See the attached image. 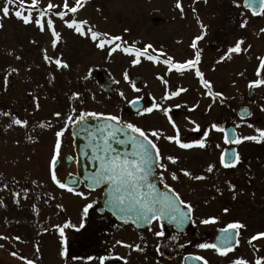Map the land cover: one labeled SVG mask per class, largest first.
Instances as JSON below:
<instances>
[{"label":"flooded vegetation","instance_id":"af4514ba","mask_svg":"<svg viewBox=\"0 0 264 264\" xmlns=\"http://www.w3.org/2000/svg\"><path fill=\"white\" fill-rule=\"evenodd\" d=\"M51 2L61 4L62 0ZM102 2L104 7L109 6L115 10L112 6L116 1L111 5L106 0ZM69 3L73 4L71 0ZM181 3L185 10L183 18L174 8V2L167 9V18L153 14V11L160 10L161 6L152 4L151 22L168 23L172 19L180 22L179 27H176L177 33H160L159 43L154 48L163 49L166 56H171L178 62L193 58L194 50L190 44L201 32L197 23L198 16L199 21L207 25L204 38L197 42L201 51L198 67L212 83V91H219L223 95L219 98L205 95V89L195 77L194 70L186 71L183 75L177 72L172 75L167 70L166 74L164 72L159 75L167 80V85L161 79H158L159 84L163 85L164 89L168 88L169 94L181 87L187 91L162 102L165 92L133 96L131 99L139 98L143 107L150 106L153 100L161 104V110H153L151 114L138 115V111L130 112L134 117L133 123L146 132L159 129L164 135H175V130L162 111L167 108L168 116H171L180 129L182 138L186 137V142L201 138L202 131L209 129L212 123L225 127L229 133L239 124L238 134L256 135L254 128L247 127V123L264 129V111H261V108H264V86L249 89L247 85L249 81L257 78V57L264 56V33L259 32L260 28H264V16L253 17L250 11L243 7V0H237L240 7L234 5L232 0H207L206 4L203 0H197L195 4L192 0H181ZM116 6L120 11L121 4L118 2ZM193 7L196 9L195 14L191 10ZM240 13L244 15L241 16ZM243 19H247L248 23L241 29L238 25ZM106 22L120 29L119 19L114 15ZM189 26L194 29L190 34ZM119 34L120 32L114 35ZM240 38L244 39L242 49L250 44V50L247 53L242 51L238 55L233 54L230 60L216 63L227 48L233 46ZM15 48H19L18 51H13L11 45L7 47L0 44V113H9V116L0 115V201L3 202L0 205V236L8 237L7 240L0 239V244L3 245L0 247V264H7V261L12 260L22 264L21 256L31 257L33 264H96L95 261L72 260L73 256L84 258L89 255H110L105 264H125L120 257H126L127 264H186L184 258L189 254L203 256L209 264H229L230 259L237 257L245 258L249 264H254L258 256H264V238L252 241L251 245L247 243L252 235L264 231V142L245 141L239 146L229 145L224 143L223 133L215 130L209 131L205 149L184 150L175 143L167 142L163 137L158 140L149 137L154 139L163 156L179 157L175 165L165 161L168 169L164 174V183H160L161 170L158 168H154L152 179L159 188H165L167 184L180 193L182 199L193 204L191 219L182 227L177 228L174 224L161 221L164 235L157 237L153 233L161 228L156 222H153L150 228L148 225L139 228L119 223L101 209L102 188L90 190L83 183H79L75 189L85 194L96 192L98 196L90 197L92 207L81 219V214L75 209V195L53 183L47 169L53 154L55 132L64 127L65 118L69 114H80L70 113V108H73L70 105L73 89L69 85L70 92L63 98L64 94L59 95V87H62L55 65L45 63V70L40 67L43 64H38L39 69L28 68L27 62L20 61L23 56L16 53L21 52L23 47ZM155 54L157 53L153 55ZM166 56H161L160 60ZM11 68L17 71L11 72ZM261 72L264 74V69H261ZM99 73L101 70H97L95 76ZM5 76L8 77L7 86L4 84ZM67 81L70 83L71 80L67 78ZM65 90L63 87L62 91ZM33 97H36L35 101ZM36 103L39 108H36ZM177 104L181 107L176 108ZM193 105L196 107L193 108ZM242 107L252 112L251 117L245 115L244 122H241L239 115ZM124 110L128 112V106H125ZM56 112H60L61 116H54ZM11 116L26 119L29 123L24 128L16 125L9 128L7 125ZM41 122H44V127L40 126ZM49 124L51 127L47 126ZM195 124L200 125V132L189 131ZM71 127L72 125H69L61 137L60 154L55 167L57 178L61 182H65L68 175H74L76 170ZM28 137L32 139L29 140ZM232 148L240 153L241 162L235 168L225 169L219 164V156L222 151ZM209 163L215 165L212 173L206 171ZM181 168L189 170L193 175H204L205 179L195 181L184 177L179 171ZM169 172H176L179 180H171ZM229 183L235 185L234 190H229ZM217 188L220 189L219 192ZM14 193L19 195L14 197ZM33 205L36 206L35 210ZM57 205L62 207L57 208ZM225 207L229 209L228 213L222 211ZM209 216L219 217L218 222L209 225L200 223V220ZM236 220L243 222L247 227L240 230V243L228 257H220L210 249L195 247L200 242H212L219 234L218 229ZM65 221H70L75 227L65 228L67 255L61 257L59 232L53 225L62 226ZM16 236L21 239H14ZM117 240L123 244L117 245ZM39 244L44 246L43 251L46 250L45 259L39 257L42 248H38ZM124 244H139L144 251L124 247ZM12 252L17 255H11ZM187 264L202 262L188 261Z\"/></svg>","mask_w":264,"mask_h":264},{"label":"snow or ice","instance_id":"6c2138e0","mask_svg":"<svg viewBox=\"0 0 264 264\" xmlns=\"http://www.w3.org/2000/svg\"><path fill=\"white\" fill-rule=\"evenodd\" d=\"M86 0H75L73 4L70 5L69 0H62L61 4H54L49 0L46 6L41 8L39 6V0H31L30 3L26 4V0H4V4L0 7V19L6 18H15L20 21L24 26L33 25L36 27L39 33L43 34L45 31L50 33V45L53 50H56L58 44L62 40L61 33L58 32L54 25V20L52 16L59 18L60 21L69 29L73 30L76 34L81 37L89 38L91 41L95 42L96 48L104 50L107 48V56L111 57L116 51L131 57V65H137L141 63V58L153 62V63H163L167 66L168 72L173 70L180 75H183L186 71L194 70V75L199 79V83L205 89L204 94L208 97L219 98L222 97V93L219 91H212V83L205 78L204 73L201 72L198 65L201 62V51L198 48L197 42L201 41L205 34L207 25L199 21L197 16V23L201 29L199 35H196L190 44V47L194 50V56L191 59H187L183 62L175 61L173 57L166 56L163 52V49L157 50L153 47L151 43L145 44L143 48L136 47V42L133 41L132 45L129 46L127 41H123L122 37L119 35H110L107 32H101L95 29V26H90L87 20H77L75 18L76 13L84 7ZM197 0H192V3L195 4ZM206 4L207 0H203ZM232 3L237 7H240L237 4V0H232ZM243 7L248 9L253 17L255 16H264V0H243ZM174 8L179 12L181 18L185 16V10L182 6L181 0H174ZM192 12L195 14L196 9L193 7ZM241 16L244 13H240ZM247 19H243L239 22V28L244 29L247 26ZM3 27V24L0 23V28ZM125 32L128 29H124ZM260 33H264V28L259 29ZM31 43H36L35 40ZM244 44V39H237L233 46L227 48V50L219 57V60L216 63H220L226 59H231L233 54H240L242 51L247 53L251 45L242 49ZM149 50H152L155 55L150 54ZM43 54L44 62L48 64H54L57 69H68L70 65L63 60L62 53L56 56H49L47 54V49L44 48L41 50ZM161 56H166L162 61L160 60ZM20 59V57H16ZM258 67L255 70L256 79L248 82V88H258L264 86V74H262L261 69H264V56L257 57ZM11 72H16L17 69L11 68ZM242 75V74H241ZM162 82L167 85V80H164L162 77H158ZM84 79H87L85 76ZM124 79L128 80V73L125 71ZM8 77H4V84L7 86ZM133 87H135L133 85ZM139 91V89H135ZM186 88H178L172 91L170 94L165 90L164 96L161 99L170 100L173 97L178 96L180 93L186 92ZM123 96V93H120ZM80 93L73 92L70 99L79 98ZM139 99V98H137ZM33 100H36V97H33ZM223 101H221L222 103ZM134 103V102H130ZM176 108H180L181 105H175ZM196 105H193L195 108ZM211 107V105H209ZM36 108H39V104L36 103ZM153 110H161V104L156 103L155 100L152 101L150 106L143 107L142 110H138V115L151 114ZM164 114L167 116L169 123L172 128L175 130V135H164L163 132L159 129H153L150 132H146L141 127H138L134 123L128 122L126 124L120 123V117L117 115L108 114L105 116L104 113L97 112H83L81 111L79 115L69 114L64 121V127L59 131L55 132V144L53 147V154L49 161V170L50 178L53 183H55L60 189H64L67 192L84 197L85 193L77 191L74 187L70 186L68 182H61L56 175L55 167L58 162V157L60 154L61 148V137L63 136L66 129L69 125H75L77 122L80 123V131L86 134V137L89 140L88 147L92 149V159L98 161V167L94 173L87 177V186L90 189L96 187L104 186L107 197V205L113 212V215H116L118 218L127 221H131L133 224L137 225H148L149 228L153 222H156L160 225L161 230L156 231L153 235L160 237L164 235L163 225L160 224L162 220H167L170 224H174L177 228L182 227V225L191 219V215L194 211L193 204L191 202L185 201L181 198L180 193L176 192L175 189H172L169 185H165V188H168V192H161L154 183L150 181V177L153 176V169H160V183H164V174L167 172L168 163L175 165L177 164L179 157L174 155L163 156L160 148L154 142V139L158 140L163 137L169 143H175L180 149L188 150L193 148L205 149L207 146V138L209 136L210 130H215L217 132L223 133V141L225 144L237 145L239 146L245 141H252L256 143L264 142V129L259 127H254L252 123H247V127L254 128L256 135H240L237 132V128L240 127L239 124H236L231 133L229 131L217 124L212 123L209 126V129L202 131L201 138L194 139L186 142V137L182 138L181 131L172 120L171 116H168L169 109H162ZM261 111H264V108H261ZM76 109L70 108V113H75ZM245 114L248 117L252 116V112L247 108L243 109L240 114L241 122H244ZM3 116H9L8 112L0 113ZM54 116L60 117L61 113L56 112ZM85 117H104L102 124L100 125H91L84 122ZM117 122V123H112ZM28 120L18 118L16 116H11L10 123L7 127L11 128L13 125L24 128L28 125ZM195 123V122H193ZM41 127H44V122H41ZM51 127V125H47ZM189 131L200 132L201 128L199 124H195V127L189 129ZM123 136L124 138H120ZM152 137L154 139H150ZM29 140L32 137H28ZM110 141H115L120 145L131 144V151H125L121 154L116 148L113 147ZM219 147V145H217ZM241 162L240 153L232 148L230 150L222 151L219 156V164L225 168H235ZM215 165L209 163L207 165L206 171L212 173ZM184 177H187L191 180L201 181L205 179L204 175H193L189 170L181 168L179 170ZM171 180L178 181L179 177L176 172H169ZM77 181L73 180V183ZM35 183V181H33ZM7 187V185H5ZM229 190H234L235 185L229 183ZM25 196L27 190L25 189ZM220 189L217 188V192ZM19 193H14L13 196H18ZM233 199H235V192L233 191ZM0 201V205H2ZM62 205H57V208H61ZM92 207V204H86L83 208V213L87 215L88 210ZM36 206L33 205L35 210ZM224 213H228L229 209L227 207L223 208ZM219 220V217L209 216L205 219L200 220V223L203 225L216 224ZM82 226V225H81ZM55 229L59 232L61 250L59 255L65 257L67 255V239L65 236V228H73V225L70 221H65L61 225H53ZM246 225L239 221H232L225 225V227L218 229V235L215 236L212 242L204 241L197 243L195 245L198 249L204 250H213L220 257H228L230 253L234 252L236 247H238L240 241V230L246 229ZM47 231V229H45ZM260 238H264V231L257 232L252 235L247 243L252 244V241H256ZM0 239L7 240V236H0ZM14 239L20 240L19 236H16ZM117 245L123 244L122 241L117 240ZM124 247L132 248L136 251L143 252L144 249L139 245L124 244ZM0 247H3L0 244ZM183 247V245H181ZM254 250H255V246ZM38 250V249H37ZM11 255L16 256V252H12ZM21 260H25L26 264H33L32 260H26L25 257L21 256ZM85 260L87 262L95 261L96 264H105L106 260L110 259V255H100L98 257H93L91 255L87 257H78L73 256V261ZM120 259L125 261L127 264L126 257H120ZM187 264L188 261H200L202 264H209L208 260L203 256H193L189 254L185 258ZM229 264H249V261L242 257H237L235 259H230ZM254 264H264V256H258Z\"/></svg>","mask_w":264,"mask_h":264},{"label":"rangeland","instance_id":"374dc122","mask_svg":"<svg viewBox=\"0 0 264 264\" xmlns=\"http://www.w3.org/2000/svg\"><path fill=\"white\" fill-rule=\"evenodd\" d=\"M109 5L121 4L120 11L116 4L108 8L104 7L102 0H89L84 3V7L81 8L75 15L77 20H87L90 26H95L96 30L101 32H107L110 35H114L120 32V36L123 41H127L131 46L132 42H136V47L143 48L145 44L151 43L154 46L159 43L158 35L174 31L177 33L176 27H179V21L172 19L170 22L164 23L163 21L155 24L150 22L149 17L152 4L160 5L161 9L153 11V14L167 15V9L174 0H106ZM190 1V0H189ZM31 0H26V4ZM49 1L39 0V6L44 7ZM75 2V0H71ZM4 4V0H0V7ZM112 15L117 17L120 22V29L106 22ZM167 18V16H165ZM53 18V16H52ZM121 19V20H120ZM55 28L61 33L62 40L58 44L56 50H53L50 45V33L45 31L43 34L39 33L36 27L33 25L24 26L20 21L15 18L0 19V23L3 27L0 28V44L3 46H12L13 51H18L17 46H21V52H16L22 55L23 58L20 61L27 62V67L42 70L46 65L43 62L42 49H47L49 56H56L62 53V59L65 60L70 67L68 69H55L57 77L59 79V95L64 94L63 98L67 97L68 86L70 85L73 92L80 93L79 98L70 99V105H72L77 113L83 112H97L104 114H112L120 117L121 120L133 122L134 117L130 115V111H125L124 107H127V102L135 95H141L146 93H164L163 85H160L158 77L160 74L166 72L163 63H153L141 58V63L137 65H131V57L116 51L111 57L107 56V48L100 50L96 48L95 42L89 38L81 37L73 30H68L66 26H62L61 30L58 29L57 20L53 18ZM106 22V23H105ZM60 27V26H59ZM124 29H128L127 32ZM193 26L188 27V33H191ZM198 29V28H197ZM196 30V29H195ZM194 29L192 30V32ZM65 34L66 36L64 37ZM5 39V40H4ZM35 40L36 43H31ZM150 54H154L152 50H149ZM43 62V63H42ZM38 64L40 65L38 68ZM97 70L106 72L111 79L115 82V88H113L112 94L103 93L99 86L96 84L95 73ZM127 71L128 80L124 79V73ZM133 74L140 76L141 81L137 87H133L131 77ZM166 74V73H165ZM170 74L174 75L173 70ZM87 79H84V77ZM67 78L71 81L68 83ZM10 81V80H9ZM135 89H139L136 91ZM168 90V88H167ZM123 93V96L120 93ZM49 170V164H47ZM56 174L58 173L57 170ZM79 191V190H78ZM98 196V193L91 192L85 194L84 197L75 195V209L81 214V219L84 218L83 208L86 204H90V197ZM42 246L39 244L38 248ZM39 251V257L45 259L46 250ZM26 260H30L31 257L25 256ZM22 264H26L25 260H21ZM7 264H17L15 260L7 261Z\"/></svg>","mask_w":264,"mask_h":264},{"label":"water","instance_id":"95a60500","mask_svg":"<svg viewBox=\"0 0 264 264\" xmlns=\"http://www.w3.org/2000/svg\"><path fill=\"white\" fill-rule=\"evenodd\" d=\"M134 82L139 81L138 76L133 77ZM98 83L101 85L103 90H110V87L112 85V82L109 81L106 75H103L101 79L98 80ZM130 103V106L134 109L137 110L140 108L141 103L138 100H133ZM104 120V117H88L85 118L84 122L91 124V125H100L102 124ZM80 123L77 122V124L72 126V136H73V145H74V150L76 154V169H77V177H68L66 182L69 183L70 186L76 187L79 181H82L87 188V177L91 176L96 168L98 167V161H95L92 159V149L88 147L89 140L86 137V134L80 131ZM112 123H117V122H112ZM120 138H124L121 136ZM113 145L114 148H116L121 154H123L125 151L130 152L131 151V144H126V145H120L116 143L115 141H110ZM151 181V177L149 178ZM73 180L77 181L76 183H73ZM152 183L155 184L154 181H151ZM156 185V184H155ZM157 187V186H156ZM98 188V187H96ZM95 189V188H94ZM161 192H168L167 190H160ZM101 204L103 207V210L108 211L117 221L123 222V223H130L134 226L138 227H144L145 225H137L133 224L131 221H125L123 219L118 218L116 215H113L112 210L110 207L107 205V197H106V191L105 187L103 188L102 192V199H101ZM167 223H169L166 219L163 220Z\"/></svg>","mask_w":264,"mask_h":264}]
</instances>
